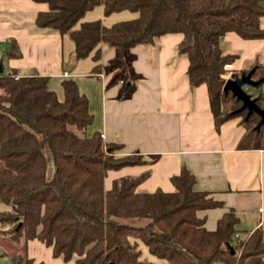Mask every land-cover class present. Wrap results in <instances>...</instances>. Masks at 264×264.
<instances>
[{
	"label": "trees",
	"instance_id": "16d2710c",
	"mask_svg": "<svg viewBox=\"0 0 264 264\" xmlns=\"http://www.w3.org/2000/svg\"><path fill=\"white\" fill-rule=\"evenodd\" d=\"M35 1H45L48 9L35 14L34 25L67 34L75 46L74 61L91 55L97 63L101 45L121 56L166 33H181L176 53L188 59V84L206 85L214 127L247 113L228 112L241 105L222 90L226 65L238 54L223 49L221 42L228 31L244 39L264 38L259 23L264 0ZM97 6L105 15H137L110 25L81 20ZM16 54L12 46L3 57ZM5 70L0 73V201L9 208L0 212V234L19 247L8 264H43L29 257V240H39L54 257L76 264H152L140 261L142 248L156 264H264L263 231L259 227L239 237L241 217L232 208L219 216L215 229L205 227L199 211L223 202L196 190L194 175L184 166L170 177L174 190L169 192L137 190L148 172L114 178L106 189L109 170L148 160L139 153H121L97 129L88 132L94 117L72 78L61 80L59 99L48 75ZM262 75L264 68L257 66L252 78ZM259 118L252 113L240 123L253 126ZM140 219L146 222L131 223Z\"/></svg>",
	"mask_w": 264,
	"mask_h": 264
},
{
	"label": "crops",
	"instance_id": "0c3cea01",
	"mask_svg": "<svg viewBox=\"0 0 264 264\" xmlns=\"http://www.w3.org/2000/svg\"><path fill=\"white\" fill-rule=\"evenodd\" d=\"M47 9L45 1L0 0L3 71L48 75L49 87L59 99L63 95L61 80L72 78L86 95L94 117L88 132L97 129L106 143L121 147V153H139L148 160L109 170L106 189L114 178L148 172L137 190L169 192L174 190L170 177L184 166L194 175L196 190L223 202L221 207L199 211L198 215L206 217L207 229H215L219 216L232 208L241 217L239 237L259 227L264 234V128L260 126L262 134L257 129L251 134L237 118L227 119L219 129L214 127L206 85L188 84V59L176 53L181 33H166L152 44L127 49L121 56L114 48L101 45L97 63L91 55L74 61L75 46L67 34L34 25L35 14ZM113 14L107 16L97 6L81 20H101L105 15L102 23L110 25ZM259 23L264 29V16ZM12 46L18 54L3 57ZM221 46L238 54L226 65L225 78L244 69L264 68V38L244 39L228 31ZM96 64L99 68L92 70ZM252 90V97L259 96L264 102V80ZM210 215L213 220L208 226ZM142 249L140 261L146 258L156 264ZM26 251L35 263L76 264L73 259L64 262L54 257L51 248L39 240H29Z\"/></svg>",
	"mask_w": 264,
	"mask_h": 264
},
{
	"label": "water",
	"instance_id": "95a60500",
	"mask_svg": "<svg viewBox=\"0 0 264 264\" xmlns=\"http://www.w3.org/2000/svg\"><path fill=\"white\" fill-rule=\"evenodd\" d=\"M254 68L249 70L248 72L242 71L239 74L234 75L233 77L225 78L224 85L222 90L224 94L228 92L239 101H241V105L238 109L234 110V112H240L241 110H246V116L244 120L248 118L252 113H257L260 118L256 122L254 126L255 129L259 130L260 126L264 127V106H260L257 103V98L252 97L250 93L247 92V88H255L264 80V76L253 79L252 74L254 72ZM3 71V63L0 62V73ZM127 86V84H126ZM232 253H234V248L231 246Z\"/></svg>",
	"mask_w": 264,
	"mask_h": 264
},
{
	"label": "rangeland",
	"instance_id": "374dc122",
	"mask_svg": "<svg viewBox=\"0 0 264 264\" xmlns=\"http://www.w3.org/2000/svg\"><path fill=\"white\" fill-rule=\"evenodd\" d=\"M112 15V14H111ZM111 15H107V16H111ZM137 15V12H130V11H120L119 13H115L113 14L114 18H112L110 20L109 23H113V22H118L119 20H124V19H131V18H134L135 16ZM107 16H102L100 19L102 22H104V18L106 19ZM107 21V20H106ZM108 47V46H107ZM225 47H223L224 49ZM1 56H2V51H1V48H0V59H1ZM0 62H2V60H0ZM247 92L248 93H251V94H255L254 90H252V88L248 87L247 88ZM228 106L227 105V109H228ZM238 109V108H236ZM234 109V110H236ZM234 110H229L228 112L230 114H233ZM245 113V112H244ZM246 116V113L244 115H241L239 117H234V118H237L239 121H241L242 119L244 120V117ZM247 120V119H246ZM256 125V124H255ZM255 125L253 126H249V130L251 131V134L252 133H256L257 130H255ZM253 130V131H252ZM256 131V132H255ZM259 133L262 134L263 133V128H259ZM3 166V164L0 163V168ZM108 177V176H107ZM106 177V178H107ZM110 177V176H109ZM109 177H108V180L106 182V179H105V183H104V186H106L108 183H109ZM106 188V187H105ZM9 208V205L8 204H4L3 202L0 201V212L1 211H5L6 209ZM210 217V220L208 221L207 225L209 226L210 223L212 222L211 220H213L211 217V215L209 216ZM146 222V219H140V220H131V223L135 226H140V224H144ZM0 229H1V225H0ZM19 247L17 245V243L15 241H13L11 238H9L8 236L6 235H2L0 234V264H8L9 262V257L12 255V254H15L17 251H18Z\"/></svg>",
	"mask_w": 264,
	"mask_h": 264
},
{
	"label": "built area",
	"instance_id": "2783aa9c",
	"mask_svg": "<svg viewBox=\"0 0 264 264\" xmlns=\"http://www.w3.org/2000/svg\"><path fill=\"white\" fill-rule=\"evenodd\" d=\"M103 137V136H102Z\"/></svg>",
	"mask_w": 264,
	"mask_h": 264
},
{
	"label": "flooded vegetation",
	"instance_id": "af4514ba",
	"mask_svg": "<svg viewBox=\"0 0 264 264\" xmlns=\"http://www.w3.org/2000/svg\"><path fill=\"white\" fill-rule=\"evenodd\" d=\"M264 128V127H263Z\"/></svg>",
	"mask_w": 264,
	"mask_h": 264
}]
</instances>
